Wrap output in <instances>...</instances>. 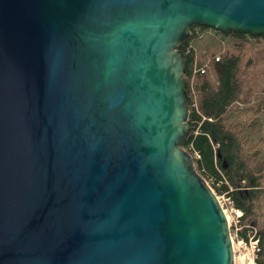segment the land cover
<instances>
[{
  "label": "water",
  "instance_id": "95a60500",
  "mask_svg": "<svg viewBox=\"0 0 264 264\" xmlns=\"http://www.w3.org/2000/svg\"><path fill=\"white\" fill-rule=\"evenodd\" d=\"M194 27L264 35V0H0V264H235L183 146Z\"/></svg>",
  "mask_w": 264,
  "mask_h": 264
},
{
  "label": "trees",
  "instance_id": "16d2710c",
  "mask_svg": "<svg viewBox=\"0 0 264 264\" xmlns=\"http://www.w3.org/2000/svg\"><path fill=\"white\" fill-rule=\"evenodd\" d=\"M180 49L191 111L183 147L217 195L243 212L240 235L256 232L255 262L264 264V35L194 27ZM195 61L205 72L192 76Z\"/></svg>",
  "mask_w": 264,
  "mask_h": 264
},
{
  "label": "rangeland",
  "instance_id": "374dc122",
  "mask_svg": "<svg viewBox=\"0 0 264 264\" xmlns=\"http://www.w3.org/2000/svg\"><path fill=\"white\" fill-rule=\"evenodd\" d=\"M217 194V193H216ZM223 195V194H221ZM220 196V195H217ZM228 195L221 198L224 203V209L228 210V214L233 220L234 213L232 212L230 205L226 202ZM235 206V204H234ZM231 237L233 240V246L235 251V264H256L258 240L255 239L256 232H248L249 240H245L241 237L240 231L242 230L241 220L239 223H231Z\"/></svg>",
  "mask_w": 264,
  "mask_h": 264
},
{
  "label": "built area",
  "instance_id": "2783aa9c",
  "mask_svg": "<svg viewBox=\"0 0 264 264\" xmlns=\"http://www.w3.org/2000/svg\"><path fill=\"white\" fill-rule=\"evenodd\" d=\"M217 60H219V59H217ZM204 72H205L204 68L199 67L198 66V62L195 61L194 62L193 69H192V76H194V75H196L198 73H204ZM196 158H198V155H196ZM225 196H227V194H223V195L218 196V199L220 200L221 205L223 206V209H224V203L221 201V198H224ZM225 200H226V202H228V204L230 205V208H231L232 212L234 213L233 220H232L231 217L228 214V210L227 209L226 210L224 209V211L226 213V216H227V219H228V222H229V226L231 227V223L232 222H234L235 224L240 222V220L243 217V212L240 209H238V208H236L234 206V202H233V200L229 196Z\"/></svg>",
  "mask_w": 264,
  "mask_h": 264
}]
</instances>
